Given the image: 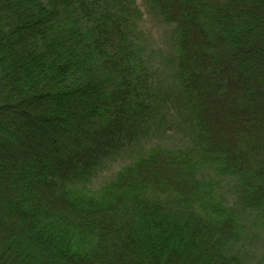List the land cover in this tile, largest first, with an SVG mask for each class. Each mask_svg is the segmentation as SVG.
Segmentation results:
<instances>
[{
	"label": "trees",
	"instance_id": "trees-1",
	"mask_svg": "<svg viewBox=\"0 0 264 264\" xmlns=\"http://www.w3.org/2000/svg\"><path fill=\"white\" fill-rule=\"evenodd\" d=\"M142 1L0 0V264H251L264 0Z\"/></svg>",
	"mask_w": 264,
	"mask_h": 264
},
{
	"label": "rangeland",
	"instance_id": "rangeland-1",
	"mask_svg": "<svg viewBox=\"0 0 264 264\" xmlns=\"http://www.w3.org/2000/svg\"><path fill=\"white\" fill-rule=\"evenodd\" d=\"M136 4L143 12V23L151 30L152 44H155L157 45L156 47L159 46L162 49L163 46H169L172 36V27L155 20L152 15L146 11V7L142 0H136ZM108 173V170L103 172L104 175H107ZM100 179H102L101 176L98 178V181H100ZM246 243L245 250L247 256L251 259V264H264V231L260 230L259 232H254L252 239Z\"/></svg>",
	"mask_w": 264,
	"mask_h": 264
}]
</instances>
